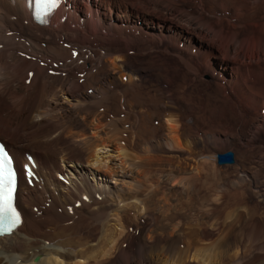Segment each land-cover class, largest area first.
<instances>
[{"label": "bare ground", "instance_id": "obj_1", "mask_svg": "<svg viewBox=\"0 0 264 264\" xmlns=\"http://www.w3.org/2000/svg\"><path fill=\"white\" fill-rule=\"evenodd\" d=\"M5 1L4 15L20 34L0 33V52L19 48L38 58L17 67L20 78L33 71L31 83L21 86L10 76L16 70L9 67V56L0 54V103L10 101L15 108L0 123V138L13 137L6 142L20 172L17 203L23 214L12 233L0 235V264H264V113L257 112L264 107V0H199L210 10L209 15L196 12L199 16L192 9L196 0H176V5L172 0H97L96 9L89 7L82 16L72 10L77 0H61L46 24L33 19L26 0ZM134 1L143 14L134 16L122 7ZM170 1L175 7L164 8ZM176 9L195 14L198 25H168L164 15ZM72 14L86 29L98 19L99 27L112 34L115 53L107 48L96 58L81 54L66 62L74 57L64 45L69 37L63 30ZM145 20L168 26L156 29ZM4 22L7 18L0 20V31ZM39 25H46L47 37L37 32ZM21 37L29 41L27 47ZM45 39L60 50L37 47ZM166 40L172 42L166 45L169 52L185 66L183 82L191 76L194 82L186 90L179 81L168 90L144 93L123 45L129 42L147 53ZM195 59L209 61L202 67ZM60 61L62 67L51 66ZM50 68L57 74H50ZM77 71L85 72L84 78ZM205 72H210L205 81L212 88L203 85V104L193 87L204 81ZM55 76L60 96L46 108L48 83ZM7 79L9 86L3 82ZM189 111L194 114L187 116ZM219 111L228 117L218 118ZM155 116L159 126L153 123ZM22 123L32 127H25L27 134L6 129ZM240 139L244 147L237 144ZM220 141L237 145L233 161H219L215 145ZM30 148L37 156L28 153ZM166 152L175 161L167 160ZM26 165L34 170L32 184L25 177ZM224 182L234 200L245 205L227 216L229 223L219 216L209 222L202 215L222 203L224 191L216 187ZM242 216L254 223L235 234ZM73 232L79 237H72Z\"/></svg>", "mask_w": 264, "mask_h": 264}, {"label": "rangeland", "instance_id": "obj_2", "mask_svg": "<svg viewBox=\"0 0 264 264\" xmlns=\"http://www.w3.org/2000/svg\"><path fill=\"white\" fill-rule=\"evenodd\" d=\"M72 1H74V0H72ZM96 1L97 0H77L76 2H75V5L73 6V8H72V10H75V11H73V13L75 12L76 14H81V16L82 15H84V13L85 12H87L88 11V8L89 7H91V8H93L94 10L96 9ZM117 1H119V0H117ZM173 2H172V4L174 3L175 5H176V0H172ZM178 1V0H177ZM187 1V0H186ZM193 1V0H192ZM6 1L5 0H0V10H2V11H0V20H6V18H7V22H4V29L2 30V31H0V33H2V35H10V37L11 36H16V34L18 33V35L20 34L19 32V28H18V26H13L12 24H10V23H12V22H10V21H8V19H9V17H7L6 15H4L5 14V3ZM120 2H121V0H120ZM134 2H136V1H134ZM134 2H132L133 4H131V5H124V6H122V7H124V8H128L129 10H130V14L131 15H134V16H137V14H139V13H141V14H143L142 12H143V8H142V5L140 6L139 5V3H134ZM190 1H188V3H189ZM200 1L199 0H196V2L194 1V2H192V3H194L193 5H194V7H192V9H193V11L194 10H196L195 11V13L197 12H199L198 14H200V15H202L203 13H206V14H208V10H209V4L207 3V2H205L206 3V6L204 7V9L202 8V5L199 3ZM162 3H164V1L162 2ZM168 3H171V1L170 2H166L165 3V6H164V8H167V6H169V7H171V6H173V7H175L174 5H171V4H168ZM191 3V2H190ZM195 3H197V5H195ZM135 4H137V5H135ZM167 4V5H166ZM199 4H200V7H201V10L202 11H200V8H198L197 6H199ZM207 4H208V6H207ZM192 5V6H193ZM4 7V8H3ZM196 7V8H195ZM195 8V9H194ZM4 9V10H3ZM199 11H198V10ZM164 10H166V9H164ZM167 11V10H166ZM166 11H164V12H166ZM177 11H178V13H177ZM181 11L182 10H175L174 12L172 11L171 12V14H166V15H164L166 18H168V25H169V23H171V22H174V23H176V22H180L181 24H183V25H186L187 27H189V28H194L195 26H197L198 24V19L196 18V19H194L195 17H196V15L195 14H191V15H187L188 14V11L187 12H185L186 14H182L181 13ZM210 11V10H209ZM183 12V11H182ZM190 13V12H189ZM196 13V14H197ZM182 14V15H181ZM197 14V16H199ZM209 15V14H208ZM4 16V17H3ZM54 16V15H53ZM53 16L51 17V19L53 18ZM74 16V14H72L71 16H68V18H67V21H66V23H65V26H64V31H65V33H66V35H68V37H69V40H68V42L67 41H65L64 42V45L66 46V47H68V49L73 53V49H76L77 51H78V53H75V55L73 54V58H70V59H68L66 62H68V63H71L72 61H74L73 59H77L79 56H81V54L82 55H84V56H93V57H97L98 55L97 54H100V53H105V51H106V49L107 48H111L109 51L112 53V54H114L115 53V51H114V49L116 48V46H114L113 45V43H114V41H113V39H112V37H111V35L112 34H110V33H108V31L107 30H105V29H102L101 27H99V24H98V19H96V18H94L93 20H92V22L88 25V29H86V24H83V25H80V24H78L77 22H76V20H75V17H73ZM185 16V17H184ZM189 16V17H188ZM190 16H191V18H190ZM193 16H195V17H193ZM187 17V18H186ZM193 17V18H192ZM73 18V19H72ZM189 18V19H188ZM71 20V21H70ZM180 20V21H179ZM183 20V21H182ZM186 20V21H185ZM191 22H190V21ZM196 20V21H195ZM70 21V22H69ZM146 22H148V23H151V24H153L154 26L153 27H155L156 29L158 28V29H164L163 28V25H166L164 22H159L158 20H154V21H152V20H145ZM97 22V23H96ZM187 22V23H186ZM195 22H196V24H195ZM199 22H200V20H199ZM201 23V22H200ZM199 23V24H200ZM168 25H166V26H168ZM7 26V27H6ZM46 26V25H45ZM45 26L44 25H39V26H37L36 27V30H37V32L39 33V34H42L43 36H45V37H47L49 34H48V30H46L45 29ZM44 27V28H43ZM7 30V31H6ZM13 30V31H12ZM165 30V29H164ZM11 31V32H10ZM63 31V32H64ZM70 31V32H69ZM99 31V32H98ZM6 32V33H5ZM17 32V33H16ZM248 32V31H247ZM5 33V34H4ZM124 33V32H123ZM102 34V35H101ZM81 36V37H80ZM23 39V37H21V40ZM64 39L65 40H67V38L66 37H64ZM63 39V40H64ZM23 42H24V46L25 47H27L28 45H29V41L28 40H22ZM81 41V42H80ZM85 43V44H84ZM172 42L171 41H169V40H166L165 42H164V44H163V46L161 47V48H153L152 50H150L149 52H147V53H139V48L140 47H138V46H136V45H134V44H131V43H129V42H125L124 43V45H123V50H124V54H127V57H128V64H129V66L130 67H132L134 70H135V73L136 74H138V76H139V81L142 83L141 84V90H143V92L144 93H147L148 94V90H150L151 92L155 89V88H158V87H162V88H165L166 90H168L167 88H169L170 87V85H171V87H175L176 85L178 86V83L180 84V82H181V84H180V86H184V87H186V88H184L183 87V89L184 90H186L187 88H189V85L191 86V84H190V82H194V81H192V80H190L189 81V78L190 79H192V76L191 77H189L188 78V80H186L185 79V82H183L184 80H183V78H182V75L184 74V72H185V66H184V64L182 63V62H180L181 60H179L178 58V55H176V54H171L170 52H169V50L167 49V46L168 47H170V44H171ZM36 45H37V47H39V48H43L44 47V49H51V50H54L55 52H58L59 50H60V46L59 45H56V44H53L52 42H49L48 41V39H45V40H43V41H38V42H36L35 43ZM110 44V45H109ZM86 45V46H85ZM112 45V46H111ZM167 45V46H166ZM71 46V47H70ZM75 46V47H74ZM114 46V47H113ZM56 47V48H55ZM82 47V48H81ZM86 47V48H85ZM7 49V50H6ZM3 52L1 51L0 52V54H2V55H4L5 57H7V56H9V57H7L8 59H9V61H10V63L9 64H11V65H9V67L12 69V70H16L14 73H12L10 76H12V79H13V81H14V78H15V80L16 79H18V85H21V86H23V84L24 83H27V84H30L31 83V76H29V77H27L26 79H24V78H20V76H21V73H22V71L20 72V70H19V68H17V67H20L21 65H22V63H23V60H25V61H29L28 59H34V58H38V55H31V54H28V53H26V52H24L22 49H11V48H6ZM11 49V50H10ZM59 49V50H58ZM136 49H138V50H136ZM116 50V49H115ZM86 51V52H85ZM32 52V51H31ZM84 52H85V54H84ZM116 53H118V52H116ZM92 54H94V55H92ZM169 54H171V55H169ZM28 58H27V57ZM196 56V55H195ZM178 57V58H177ZM14 59V60H13ZM179 60V61H178ZM196 60V59H195ZM204 60V59H203ZM205 61H207V62H203V64H200V62H198V60H196V63L198 64V65H200V66H202V67H204V65H207L208 64V61L209 60H205ZM221 61V60H220ZM79 62H81L80 60H79ZM43 63V62H42ZM45 63V62H44ZM207 63V64H206ZM245 63H249V60H245ZM54 64V65H53ZM53 64H51V66H53V67H55V68H58V67H62L63 66V64H64V62H62V61H60V63L58 64V62H54ZM43 65V64H42ZM59 65V66H58ZM217 65H218V67L219 66H221L222 67V69L223 70H225L224 71V73H227V69L226 68H224L223 66V64H218L217 63ZM216 65V66H217ZM223 65V66H222ZM12 66V67H11ZM58 66V67H57ZM89 66H90V64H88L87 65V67L89 68ZM180 68V69H178V67ZM52 69L53 68H50L49 69V73L50 74H52V75H55V74H57V72L55 71V69H54V72L52 71ZM18 70H19V72H18ZM179 70V71H178ZM2 71V70H1ZM5 71V70H4ZM32 71V69H30L29 70V72H31ZM209 71L210 72H212L213 73V71H211L210 69H209ZM59 72V71H58ZM78 72V71H77ZM210 72H205L204 74H205V76H204V74L202 75V77H203V79H204V81H205V79L207 80V79H210ZM20 73V74H19ZM32 73H33V71H32ZM55 73V74H54ZM195 74V73H194ZM31 75V74H30ZM80 75H82V76H80ZM84 76H85V72H78V77H80V78H84ZM56 77L57 76H55V77H52V78H54V80L53 79H51V80H53V81H51V83H48V91H47V93L46 94H49V95H46V101H48V104H46L45 106H46V108L47 107H49V108H52V106L49 104V102H54L60 95H59V90H57L58 89V86L56 87ZM218 76H216V77H214V78H217ZM70 78V77H69ZM7 81V82H6ZM6 81H3L4 83H5V86H9V84H10V81L11 80H9V79H7ZM180 81V82H179ZM187 81V82H186ZM204 81H202V82H200V84L199 83H195L194 84V86L196 87V88H194L193 87V89L196 91V94L197 95H199V98H200V96H201V98L200 99H202L203 100V104H205V102L204 101H206L205 99H206V93L205 92H203L205 89H204V86H205V88L206 89H209V88H212L211 87V84H209V82H206L205 81V83H203ZM17 83V82H16ZM55 83V84H54ZM187 83V84H186ZM202 84V85H201ZM205 84V85H204ZM35 86L37 85V84H34ZM34 85H30L29 86V89H30V91L32 90V92L34 93L35 92V89H33L35 86ZM112 85V84H111ZM163 85H165V86H163ZM200 85V86H199ZM204 85V86H203ZM34 86V87H33ZM168 86V87H167ZM199 86V87H198ZM33 87V88H32ZM52 87V88H51ZM167 87V88H166ZM197 87H198V89H197ZM203 88V89H202ZM52 89V90H51ZM201 89V90H200ZM149 91V92H150ZM198 91V92H197ZM199 91H201L202 92V94L203 95H201V94H198V93H201V92H199ZM24 92H26L25 94L27 95L28 93H29V90H25ZM54 93V94H53ZM58 93V94H57ZM195 93V92H194ZM176 95L177 94V92L176 93H173V95ZM205 95V96H204ZM49 98H48V97ZM52 96V97H51ZM203 97V98H202ZM48 98V99H47ZM198 98V99H199ZM235 100L237 101V102H239L240 100L239 99H237V98H235ZM14 105V104H13ZM12 105V103L9 101V102H2V103H0V123H2V122H7L8 121V119H9V116L15 111L14 109V106ZM137 106H136V109L138 110V108H139V105L138 104H136ZM13 106V107H12ZM259 108V109H258ZM57 112H58V110L57 109H55ZM124 110H127L126 108H124ZM26 111V110H25ZM24 111V112H25ZM191 111V110H190ZM187 112V116H191V115H193V114H189V113H192V112ZM194 111V110H193ZM258 111H260L261 113H264V107H263V109L262 108H260V106L259 107H257V112ZM195 112V111H194ZM126 114V112H122L121 113V115L122 116H124ZM166 115H169V114H166ZM157 117H158V115H157ZM156 116H155V118H153V123L155 124V125H157V126H159L158 124H159V121L158 120H160V117L159 118H157ZM218 118L219 117H221L222 119H225V117H228V112L227 111H224V112H221L220 113V111H219V116H217ZM216 117V118H217ZM216 118H212V122L213 121H215L216 120ZM21 119V121H23V118H20ZM156 121V122H155ZM231 125H232V123H230ZM229 124V126H230V128H231V125ZM24 125V126H23ZM135 125H137V123H135L134 124V127H133V130L134 131H137V126H135ZM234 125H236V124H234ZM241 126L242 124H238V126ZM126 126H128V122L126 123ZM233 126V125H232ZM238 126H236V128L238 129V130H240L239 128H238ZM25 127L26 128H29V130L30 129H32V127L30 128V126H28V125H25L24 123H22V124H19L18 126H9L8 128H6V129H8V130H11V132L12 131H15V130H20L21 131V133L24 131V130H27V131H25V133H22V134H27L28 133V129H25ZM13 128V129H12ZM20 128V129H19ZM16 133V132H15ZM157 133H159V132H157ZM14 134V133H13ZM199 135L200 136H202L203 135V132H202V130H200L199 131ZM152 137H158V135L157 134H152L151 135ZM15 137V139H16V136H14ZM2 139H4L5 140V142H6V140H10V138H11V141L13 140L12 138L13 137H1ZM241 140V139H240ZM238 140V143L237 144H239L241 147L243 146H245L244 145V141L245 140ZM7 143V142H6ZM211 143V145L213 144L212 142H210ZM218 147H217V146ZM215 145V147H216V151H217V156H218V154L219 153H223V152H225V151H227V150H229V149H231V150H233V152L235 153V154H237L238 155V147H237V145L234 143V144H229V143H226V142H223V141H220V142H218L217 144ZM220 150V151H219ZM219 152V153H218ZM28 153H33V154H35L36 156H37V153L35 152V151H33V149L32 148H30V151L28 152ZM167 154V160H169L170 162H173V161H175V159L173 158L174 156L173 155H171L169 152H166ZM169 156V157H168ZM171 156H172V158H171ZM171 159H172V161H171ZM217 163H218V161H217ZM218 165H220L221 166V164H219L218 163ZM224 165H227V164H224ZM255 165V164H254ZM60 176V175H59ZM226 181V180H225ZM260 181L264 184V177H260ZM227 182V181H226ZM222 186V187H221ZM220 187H216V188H218L217 190H219V189H223V191H224V193H225V197H223V195H224V193H223V195H222V200H221V202L222 203H218V205L216 206V207H208V209L206 208L205 209V214L203 213V217L205 218V219H207L208 220V218H209V222H211V221H213L214 220V218H215V220H217V218H218V216H219V218L221 217V222H224V221H226L227 223H229L231 220L230 219H226L227 218V216L229 215V214H232V213H234V211H235V208L237 209V208H240L241 207V205L243 206V205H245L244 203H242V201L241 200H239V199H235L234 200V197L232 196V193H233V190H231V188H230V191L228 190L229 189V187H231L230 185H229V183H223L222 185H221ZM228 188V189H227ZM262 188H263V192H264V185L262 186ZM225 189V190H224ZM227 189V190H226ZM229 191V192H228ZM205 191H202V193H204ZM233 197V198H232ZM229 199V200H228ZM230 200H231V202H230ZM239 200V201H238ZM228 202V203H227ZM232 202H234V203H232ZM238 202V203H237ZM231 204H233V205H231ZM238 204V205H237ZM227 206V207H226ZM238 206V207H237ZM224 207V208H223ZM232 207H234V208H232ZM34 209H35V211L36 210H38V206H35L34 207ZM211 209V210H210ZM212 209H213V211H212ZM229 209H231V210H229ZM244 210L245 211V209L244 208H241V210ZM202 210H204V208L202 209ZM234 210V211H233ZM208 211H209V213H208ZM221 211V212H220ZM229 213H228V212ZM231 212V213H230ZM211 213V214H210ZM219 215H218V214ZM221 213H222V215H221ZM213 214V215H212ZM215 214H216V216H215ZM227 214V215H226ZM40 215H43V214H40ZM209 215V216H208ZM221 215V216H220ZM206 216V217H205ZM208 217V218H207ZM247 216H242V218L241 219H239V221H240V224H239V221H238V223H236V225H235V227H234V229H233V233L235 232V234H238V233H242V232H244L243 230L247 227V226H249L250 225V221L251 220H247L248 219V217L246 218ZM222 218H224V219H222ZM245 219V220H244ZM241 220H242V223H241ZM218 221H220V220H218ZM246 221V223H244ZM251 223H254V222H252L251 221ZM241 225V226H240ZM53 226H56V223L55 222H53ZM244 227V228H243ZM236 228H238V229H236ZM243 229V230H242ZM72 237L74 236V238H78L79 237V233H77V232H73L72 234ZM205 241H207V242H205ZM205 241H203L205 244L207 243V245L208 244H210L211 242L209 241V240H205ZM212 241V240H211ZM210 242V243H209ZM136 248L137 247H135L134 248V251L136 252L137 250H136Z\"/></svg>", "mask_w": 264, "mask_h": 264}, {"label": "snow or ice", "instance_id": "obj_3", "mask_svg": "<svg viewBox=\"0 0 264 264\" xmlns=\"http://www.w3.org/2000/svg\"><path fill=\"white\" fill-rule=\"evenodd\" d=\"M11 162L12 158L4 151V146L0 145V225L5 221L3 213L11 214L7 217V228L0 229L3 231H11L20 223V215L12 206L15 191V172L8 167ZM29 175H33L31 169H29Z\"/></svg>", "mask_w": 264, "mask_h": 264}, {"label": "water", "instance_id": "obj_4", "mask_svg": "<svg viewBox=\"0 0 264 264\" xmlns=\"http://www.w3.org/2000/svg\"><path fill=\"white\" fill-rule=\"evenodd\" d=\"M233 160H234L233 150H231V149L219 154V161L220 162L233 161Z\"/></svg>", "mask_w": 264, "mask_h": 264}]
</instances>
